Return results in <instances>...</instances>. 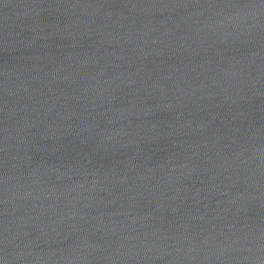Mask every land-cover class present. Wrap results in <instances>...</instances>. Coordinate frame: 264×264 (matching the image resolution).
<instances>
[{
	"label": "water",
	"instance_id": "obj_1",
	"mask_svg": "<svg viewBox=\"0 0 264 264\" xmlns=\"http://www.w3.org/2000/svg\"><path fill=\"white\" fill-rule=\"evenodd\" d=\"M0 264H264V0H0Z\"/></svg>",
	"mask_w": 264,
	"mask_h": 264
}]
</instances>
